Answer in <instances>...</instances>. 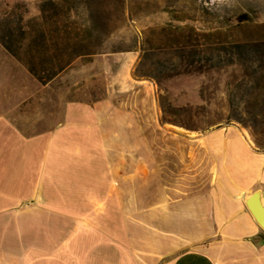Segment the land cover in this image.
Here are the masks:
<instances>
[{"label":"rangeland","instance_id":"rangeland-1","mask_svg":"<svg viewBox=\"0 0 264 264\" xmlns=\"http://www.w3.org/2000/svg\"><path fill=\"white\" fill-rule=\"evenodd\" d=\"M69 38L92 53L37 79L23 113L41 131L69 101L97 107L138 255L210 243L213 196L236 176L205 136L231 126L264 150V0H0V45L24 63L52 66L42 59Z\"/></svg>","mask_w":264,"mask_h":264},{"label":"crops","instance_id":"crops-1","mask_svg":"<svg viewBox=\"0 0 264 264\" xmlns=\"http://www.w3.org/2000/svg\"><path fill=\"white\" fill-rule=\"evenodd\" d=\"M37 83L1 43L0 264H264V229L236 197L244 190L264 197V150L231 126L208 133L207 155H219L222 170L229 166L236 176L230 190L213 196L216 237L157 258L140 256L97 107L69 101L63 120L39 131L22 111L36 98Z\"/></svg>","mask_w":264,"mask_h":264},{"label":"trees","instance_id":"trees-1","mask_svg":"<svg viewBox=\"0 0 264 264\" xmlns=\"http://www.w3.org/2000/svg\"><path fill=\"white\" fill-rule=\"evenodd\" d=\"M246 16L241 15L240 18L244 19ZM82 42L76 41V40H71L70 38L67 39L65 42H60L58 39L55 40V48L53 53L50 54L48 58H43L42 62H50L52 63V66L50 67H43L39 68L36 63L33 60H29L27 62H23L22 59L20 58V53L17 50H13L9 45L4 43L6 48H8L19 60H21L24 64L27 65L29 68L30 72L42 83H48L52 79H54L60 72H62L65 68H67L72 61L74 60L75 57L86 54V53H92L89 49V46H85L81 44ZM250 46H253L252 44H249ZM255 45V44H254ZM216 47V45H213ZM238 46H243L242 44H231V46H223L224 48H227L229 50H233L234 48ZM178 49H179V55L183 56L186 54V44L181 43L178 44ZM141 72V75H150V72L147 70H144L141 68L139 70Z\"/></svg>","mask_w":264,"mask_h":264},{"label":"water","instance_id":"water-1","mask_svg":"<svg viewBox=\"0 0 264 264\" xmlns=\"http://www.w3.org/2000/svg\"><path fill=\"white\" fill-rule=\"evenodd\" d=\"M247 207L254 216L258 217L259 225L264 229V206L258 199L257 191L248 199Z\"/></svg>","mask_w":264,"mask_h":264},{"label":"bare ground","instance_id":"bare-ground-1","mask_svg":"<svg viewBox=\"0 0 264 264\" xmlns=\"http://www.w3.org/2000/svg\"><path fill=\"white\" fill-rule=\"evenodd\" d=\"M242 135L245 137V139L247 140V142L250 144V145H252V141H251V139H250V135H249V133L246 131V130H244V129H242ZM252 192H250L249 190H244V191H242V192H240V193H238L237 195H236V197L239 199H243L244 201H245V203L247 204V201H248V199L252 196ZM257 196H258V199H259V201L263 204V206H264V199H263V197H262V195H261V193L259 192V191H257ZM253 215V214H252ZM254 216V215H253ZM254 218L257 220V222H258V217L257 216H254ZM258 224H259V222H258Z\"/></svg>","mask_w":264,"mask_h":264}]
</instances>
